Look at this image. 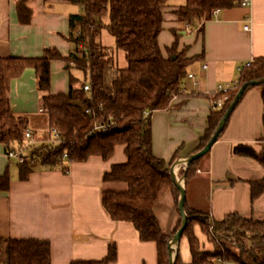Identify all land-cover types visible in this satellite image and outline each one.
Returning a JSON list of instances; mask_svg holds the SVG:
<instances>
[{
  "label": "trees",
  "instance_id": "1",
  "mask_svg": "<svg viewBox=\"0 0 264 264\" xmlns=\"http://www.w3.org/2000/svg\"><path fill=\"white\" fill-rule=\"evenodd\" d=\"M79 1L84 10L71 14L68 36L70 41L76 43V52L65 56L56 47L48 46L42 56L0 57V142L13 145L24 140L29 119L26 115L15 114L11 103V84L12 79L21 76L27 67H33L36 70L37 88L42 94V108L49 117V127L42 136L52 138L53 127L61 131V136L58 143L48 141L35 146L31 150V157L52 168L62 166L66 170V160L86 161L91 156L107 159L114 154L118 144H124L127 160L113 164L110 170L104 172L103 180L122 181L127 183V187L104 188L102 203L113 219L131 222L142 240L156 242L158 264H171L169 241L181 227L182 219L172 234H166L154 207L170 189L179 210L181 190L170 173L179 152L176 151L169 162L154 153L152 115L154 110L169 108L176 96L188 94L183 90L185 79L200 55L188 56L187 47L179 49L177 35L165 54L159 36L167 12H175L178 18L189 25L198 26L202 31L204 23L213 17L215 10L241 6L242 0H186L179 6H170L169 0ZM17 8L20 22L30 23L35 11L28 1H18ZM99 21L115 37V51L103 41H97ZM116 51L123 52V66H119ZM53 59L68 61V67L71 66L70 61L75 62L85 72V78H90L89 89H85L84 80L71 75L67 92L52 93ZM263 77L264 56H257L241 66L238 78L230 88L218 90V94L211 98L208 124L194 152L210 141L241 86ZM254 86L261 88L264 102V82ZM146 110L150 113L145 114ZM98 122L110 123L108 130H96ZM234 152L250 156L264 166V136L260 148L240 143L234 147ZM208 153L192 161L181 173L185 176L189 220L178 244L176 264H218L219 258L224 260V264H264L263 220L230 213L223 219L210 221L212 217L208 209L205 208V211L192 206L193 197L198 195V200L204 198L201 193L204 192V183L207 185L208 181L199 170L204 168ZM31 171L30 164L23 163L20 178L27 179ZM9 187L10 175L6 172L0 175V190H8ZM194 190L197 193L193 196L191 192ZM262 192L264 179L252 181L253 198ZM191 208H196L195 213L206 212L208 219L193 221L195 213ZM193 222L199 223L201 230L208 233L216 245L214 248L199 246L200 234L192 226ZM219 233L225 236H218ZM183 240L188 241L187 260L180 251ZM232 246L242 251L235 252ZM117 258L118 248L112 242L108 254L102 259H74L71 264H111ZM0 264H52L50 240L0 236Z\"/></svg>",
  "mask_w": 264,
  "mask_h": 264
},
{
  "label": "crops",
  "instance_id": "2",
  "mask_svg": "<svg viewBox=\"0 0 264 264\" xmlns=\"http://www.w3.org/2000/svg\"><path fill=\"white\" fill-rule=\"evenodd\" d=\"M18 1L0 0V57L42 56L48 46L56 47L65 56L76 52L68 36L71 14L84 10L79 0H27L35 11L28 24L19 20ZM185 2L181 0L172 6ZM177 20L173 31L180 41L183 35L178 28L183 29ZM247 23L249 28H245ZM186 26L190 27L188 32H198H194L192 42L196 37L197 42L201 39L197 47L178 42L179 49L187 47L188 56L200 55L190 68L198 84L187 77L188 94L176 96L169 108L154 110L152 115L154 153L168 162L176 151L178 159L191 155L198 147L212 109L211 98L218 94V84H233L244 63L264 56V0L217 9L202 31L198 26L188 23ZM70 65L75 62L70 61ZM70 67L66 60H52V93L67 92L71 75L84 79L70 72ZM60 69L63 71L59 72ZM41 95L33 67H27L21 76L12 79L11 103L15 114L26 115L28 126L43 134L49 127V117L42 108ZM263 116L261 88L251 87L232 111L224 131L208 153L204 168L199 170L208 181L201 193L205 200H196L192 206H208L212 219L238 213L264 220V192L255 198L252 195V181L264 179V166L250 156L234 152L240 143L262 146ZM7 145L0 142V175L6 172L10 175L9 189L0 190V236L49 239L52 264L102 259L112 242L117 245L118 258L111 264H158L156 242L142 240L131 222L113 219L102 203L104 188L127 187L122 181L103 180L104 172L113 164L127 160L124 144H118L107 159L91 156L86 161L66 160V170L30 157L32 171L27 179L20 178L23 163L7 155ZM185 166L176 167L178 177ZM194 193L196 190L191 192L193 196ZM154 211L162 230L172 234L181 216L170 189L161 196Z\"/></svg>",
  "mask_w": 264,
  "mask_h": 264
},
{
  "label": "rangeland",
  "instance_id": "3",
  "mask_svg": "<svg viewBox=\"0 0 264 264\" xmlns=\"http://www.w3.org/2000/svg\"><path fill=\"white\" fill-rule=\"evenodd\" d=\"M179 1H181V0H169L168 1V4L170 5V6H172L173 5V3H175V2H179ZM176 6V5H175ZM165 17H166V19H165V22H164V28H163V30H162V32H161V38H160V44H161V47H162V50H163V52L165 53V54H167V51H168V48L169 47H171V45L175 42V40H176V36H175V34H174V31H173V29H174V24H176V20H177V18H175L176 17V15H174V14H172V12H167V14H165ZM107 18V17H106ZM178 19H180V18H178ZM106 21H107V19H106ZM177 23H179V26L181 25L182 26V29H183V31H180L181 30V28H178L179 29V34L180 35H183V37L181 38V40L179 41V43H181V44H191V45H193V47H197L198 45H200L201 44V39L199 38V42H197L196 40H197V37L195 38V40L192 42V38L194 37V32L195 31H193L192 33H190V32H188L187 31V27H189V26H186V22H184L182 19H180V20H177ZM98 26H97V29H98V34L97 35H99L98 37H97V41L98 42H102L103 41V43L105 44V45H107V46H110V47H112L111 48V50L112 51H115L114 50V48L116 47V40H115V37L108 31V29L107 28H105L104 26H102V22L101 21H99L98 23ZM104 27V28H103ZM102 28V29H101ZM190 28V27H189ZM195 33H197L198 34V32H195ZM101 35V36H100ZM73 43H71V45L74 47V49L76 50V48H77V45H76V43L74 42V41H72ZM79 49H81V47H79ZM116 49V48H115ZM77 51V50H76ZM118 57V63H119V66H123L124 64H125V57H124V55H123V52H121V51H116V55H115V57ZM66 64L64 63L63 64V66H65ZM63 66H62V69H63ZM62 69H60L59 70V72L60 71H63ZM70 72H73L74 74H77L81 79H86L85 78V76H86V74H85V72L82 70V69H80V68H78L77 66H71L70 67ZM88 78V77H87ZM83 79V80H84ZM57 83H58V81H57ZM42 129V128H41ZM38 133V132H37ZM39 135H43V134H40V133H38ZM41 145V144H40ZM28 163V162H27ZM186 168H187V166H186ZM186 168H181V170H180V179L181 178H183L184 179V183H185V176L182 174L181 175V173H182V171H184ZM198 198H199V196L198 195H196L195 197H193L192 199H191V203H195L196 202V200H198ZM203 200H205L204 198H202ZM199 201V200H198ZM203 203V206L205 205L204 204V202H202ZM206 208H208V206H206ZM192 209V212H194L195 213V211H197V210H195L196 208H191ZM202 209H204L205 211H207L206 209H205V207H202ZM179 213V212H178ZM180 214V213H179ZM181 216V215H180ZM208 216H207V214H206V212L205 213H202L201 211L200 212H197V213H195L194 215H193V221H204V219L206 220V219H208L207 218ZM210 221H213V219L211 218V220ZM264 221V220H263ZM192 226L194 227H196V230L197 231H199L198 233L200 234V238H198V240H199V246L201 245V246H203V247H206V248H209V249H212V248H214V246H216L215 245V243L214 242H212L211 240V237L208 235V233H205L203 230H201V226H200V224L199 223H197V222H193V224H192ZM213 227V226H212ZM211 227V228H212ZM220 235H218V236H225V234H221V233H219ZM239 238V237H238ZM201 240V241H200ZM249 243V240H247V244ZM234 244H235V246L237 245V243H235L234 242ZM178 246V245H177ZM177 246L175 247V248H177ZM234 246H232V248H233ZM234 250H235V252H238V251H240L241 249H236V248H233ZM176 250L174 249V252H175ZM180 251H182V253H181V255H182V257L184 258V259H188V257H189V248H188V241H187V243L185 242V240H183L182 241V246H181V248H180ZM242 251V250H241ZM233 252V251H232ZM222 261H224V260H222ZM217 262H218V264H223V262H221V261H219V259H217Z\"/></svg>",
  "mask_w": 264,
  "mask_h": 264
},
{
  "label": "water",
  "instance_id": "4",
  "mask_svg": "<svg viewBox=\"0 0 264 264\" xmlns=\"http://www.w3.org/2000/svg\"><path fill=\"white\" fill-rule=\"evenodd\" d=\"M264 82V77L263 78H257V79H253L250 81L245 82L241 88L239 89L238 93L236 94L233 102L231 103L230 107L228 108V110L225 112L224 117L222 118V120L220 121L214 135L212 136V138L210 139V141L199 151L192 153L189 156L186 157H181L178 158L171 166L170 168V173L176 183V185L180 188L181 190V197L179 200V212L181 215V219H182V224L181 227L177 230V232L172 235L170 241H169V247L172 250L171 251V264H176V257H177V253H178V244L182 238V235L184 233L185 228L188 225V220H189V216L186 212V202H187V192H186V188L184 185V179L183 178H179L175 172L176 167H178L179 165L185 164V165H189L192 161L199 159L200 157H202L203 155H205L208 151H210L212 145L216 142V140L218 139L221 131L223 130V128L226 125V122L228 120V118L230 117L232 111L235 109L237 103L239 102V100L241 99V97L243 96L244 92L246 91V89L250 86H254V85H258L260 83ZM177 246V248H175ZM174 249L176 250L174 252Z\"/></svg>",
  "mask_w": 264,
  "mask_h": 264
},
{
  "label": "built area",
  "instance_id": "5",
  "mask_svg": "<svg viewBox=\"0 0 264 264\" xmlns=\"http://www.w3.org/2000/svg\"><path fill=\"white\" fill-rule=\"evenodd\" d=\"M251 3H252V0H242L241 5L242 6H248ZM245 28H249L248 23L245 25ZM79 47H82V44H80ZM204 67H207V64H205ZM188 77L194 78V84L195 85L198 84V81L196 80V75L194 73L189 72ZM84 81L86 82L85 89H89L90 78L88 77V78L84 79ZM230 87H231V84L219 83L217 89L226 91ZM183 90L184 91L187 90L186 85H185ZM144 113L149 114L150 112H149V110H146V111H144ZM109 124L110 123H108V122H98L95 125V129L100 130V131L102 130V131L106 132L108 130ZM51 135H52V138L45 139L42 135H39L33 127L27 126L25 131H24L23 142L17 143L14 146L13 145H7V155L11 158L16 159L19 162H22V163L30 162L31 161V159H30L31 150L35 146H37L43 142L53 141V142L58 143L60 140L61 131L58 128L53 127L51 129ZM222 260H223L222 258H219V261L223 262V264H224L225 262Z\"/></svg>",
  "mask_w": 264,
  "mask_h": 264
}]
</instances>
